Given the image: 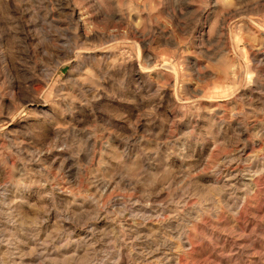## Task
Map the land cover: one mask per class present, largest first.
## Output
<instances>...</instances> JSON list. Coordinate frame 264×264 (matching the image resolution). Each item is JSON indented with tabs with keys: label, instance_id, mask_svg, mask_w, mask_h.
Returning a JSON list of instances; mask_svg holds the SVG:
<instances>
[{
	"label": "rangeland",
	"instance_id": "1",
	"mask_svg": "<svg viewBox=\"0 0 264 264\" xmlns=\"http://www.w3.org/2000/svg\"><path fill=\"white\" fill-rule=\"evenodd\" d=\"M0 264H264V0H0Z\"/></svg>",
	"mask_w": 264,
	"mask_h": 264
},
{
	"label": "bare ground",
	"instance_id": "2",
	"mask_svg": "<svg viewBox=\"0 0 264 264\" xmlns=\"http://www.w3.org/2000/svg\"><path fill=\"white\" fill-rule=\"evenodd\" d=\"M30 85H31V89H33L34 91H37V85H36V83L34 82V81H31L30 83H29Z\"/></svg>",
	"mask_w": 264,
	"mask_h": 264
}]
</instances>
